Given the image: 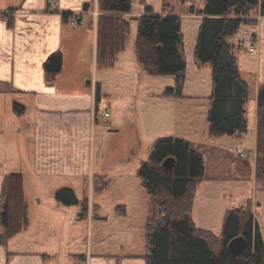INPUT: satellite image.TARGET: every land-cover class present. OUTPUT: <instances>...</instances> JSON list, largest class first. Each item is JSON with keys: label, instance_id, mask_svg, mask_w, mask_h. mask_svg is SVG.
<instances>
[{"label": "crops", "instance_id": "obj_1", "mask_svg": "<svg viewBox=\"0 0 264 264\" xmlns=\"http://www.w3.org/2000/svg\"><path fill=\"white\" fill-rule=\"evenodd\" d=\"M56 1L57 4L50 7L48 0H0V101L6 100V105L1 106L0 104V138L2 143L5 141L8 144L10 156L12 155L11 139L18 143L20 150L17 153V159L23 168L17 171H21L24 175V190L26 189L25 196L29 210L28 227L14 236L7 245L0 242V264H54L58 258V252L50 253L38 247L34 248L32 244L28 243L30 242L28 232L33 223L31 211L36 207L33 205H42L43 203L42 197H36L35 201L29 197L33 192L32 187L39 188L36 193H42L43 187L53 186L57 181L63 179L64 181L60 182L62 186L55 189V196L59 189L66 187L73 189L78 195L75 187L94 188L93 178L95 176H107L112 181V174L123 171L122 167H116L117 163L113 162L115 159L112 161L104 159L105 140L102 137L106 125L101 123V111L108 109L103 97L108 96L111 100L112 95L104 92V83L97 76L92 77L90 85L87 84L86 78L78 77L75 83L71 78V82L74 84L72 87H68L66 83L69 79L64 78L63 75L66 61L69 59L108 61L106 57L98 55V0ZM162 1L133 0L132 11L127 16L140 17L146 12L148 6L153 7L157 13H162ZM173 1L179 2V0ZM86 2L90 3L88 10L84 9ZM190 5L184 3L180 4L178 8L183 18V33L188 53L185 97L180 99L183 101L194 99L197 103L203 102L202 105L205 108L208 107L209 112L212 67L210 63L199 64L194 57L203 16L190 12ZM203 5L202 0L197 1L199 8ZM96 12L97 14H95ZM64 13L71 14L68 20L64 19ZM76 18L83 19L84 23H78ZM251 18L256 19V22L243 25L239 32L231 36L229 40L238 45L246 34L253 33L258 42V52L251 53L244 47L237 49L242 75L250 86L254 85L246 105V116L248 109L253 108L255 135H253L252 141L247 139L251 130L250 120L247 118L249 129L246 133L218 135L217 139L213 141L204 138V143L201 142V147L199 146L205 160L206 153L204 151L212 142L210 144L214 145L213 148H217L215 149L217 156L221 157L223 161L228 157L229 161L234 163L226 168L222 167L224 170L211 174L210 177L207 176L206 169L205 178L199 183L194 203L193 216L197 226L209 229L220 236L223 233L227 210L241 202L255 200L254 197H256L254 212L264 236V198H262L264 181L259 180L256 176L259 128L264 120V109L260 112L258 105V94L264 78V16L256 13ZM137 27L138 21L133 19L131 22L132 31L133 29L137 30ZM128 48L129 43L126 49L118 54L116 61H136L138 66L134 44L131 46L132 57L129 58L125 55ZM58 51L63 53L62 71L55 76L48 77L45 62ZM144 74L149 77L146 73ZM98 85H101L99 99L96 97ZM164 92L162 94L161 91L156 98H165L162 99L165 100L163 103L168 102L166 101L169 100L168 98L174 99V97L165 96ZM146 93L152 94L150 91ZM16 101H22L20 103L26 106L24 113L19 114L15 111L14 102ZM153 103L157 104L155 101ZM173 105H171L172 109L168 103L163 104V107L154 106L155 117L160 116L161 112L175 110L176 104ZM160 110L162 111L160 112ZM179 117L187 120L186 131L197 132L200 123L197 111L189 114L188 110L183 109L182 115L180 114ZM106 128L108 131L114 132L121 130L117 125L110 124ZM205 132L206 128L203 131V137ZM140 137L138 134L136 143L140 141ZM116 146L122 147L124 151H131L130 155L134 154V148H136L132 141ZM98 153L102 154L99 162ZM24 169H26V173ZM4 172L0 171V195L7 174ZM126 184L129 185L131 182ZM55 198L58 207L66 205L57 197ZM93 205H95L94 202L90 207ZM99 207L102 210V206L99 205ZM79 213H82V207L77 212V220L88 218L91 221V218H94L93 214L91 215L92 210L88 212L90 216L86 217H79ZM25 230L26 250L11 249V242ZM37 233H30L35 237L32 243L37 241L44 243L43 238L40 237L43 232L37 230ZM79 239L78 232H74L71 241L77 244ZM69 241L70 239L61 240L60 246ZM88 249L87 254L84 252L73 253L72 263L79 264L77 259H83V264H111L105 257L107 255L98 251L94 252L92 246L90 250V245ZM125 255L121 264H141L140 255ZM127 255L133 256L128 257Z\"/></svg>", "mask_w": 264, "mask_h": 264}, {"label": "trees", "instance_id": "obj_2", "mask_svg": "<svg viewBox=\"0 0 264 264\" xmlns=\"http://www.w3.org/2000/svg\"><path fill=\"white\" fill-rule=\"evenodd\" d=\"M192 0H180L187 3ZM197 9L203 16L199 29L195 60L212 67V93L208 112L209 132L212 135H241L248 131L246 105L250 85L240 67L238 45L229 38L245 24H254L253 14L264 16V0H203ZM97 16L98 55L106 57L109 65L127 47L131 22L138 21L135 51L138 62L149 76H174V85L164 95L184 98L187 59L183 18L172 0H164L162 13L148 6L140 17H129L133 0H98ZM194 12V8L190 9ZM70 13H64L65 20ZM63 53H53L45 62L48 77L60 73ZM101 85L97 86V99ZM260 112L264 109V87L258 94ZM14 109L22 114L26 106L14 102ZM264 128V120L259 128ZM260 143V142H259ZM261 145V144H260ZM260 147V146H259ZM260 147L256 176L264 180V155ZM176 158L172 169H165L163 161ZM205 157L195 144L185 138L164 136L156 139L150 148L149 159L141 163L138 176L149 194V211L145 238L147 264H264V236L250 200L230 207L225 215L223 233L198 227L192 209L198 184L205 178ZM101 175L93 178L94 185L103 191L109 182L99 185ZM56 197L64 204H80L81 216L89 211L88 200L82 201L71 188L57 191ZM29 225V210L21 171L8 172L0 195V242L9 241ZM247 239L244 250L234 253L229 242L237 236Z\"/></svg>", "mask_w": 264, "mask_h": 264}, {"label": "rangeland", "instance_id": "obj_3", "mask_svg": "<svg viewBox=\"0 0 264 264\" xmlns=\"http://www.w3.org/2000/svg\"><path fill=\"white\" fill-rule=\"evenodd\" d=\"M197 1L198 0H192L187 2L191 4L189 6V11L191 8H194L193 13H198L197 9H199V7L197 6ZM202 2L204 3L203 0ZM174 3L175 5L177 4L176 7L180 14V9L178 8L179 5L184 4V2H180L179 0V2ZM136 36L137 30H131L130 39L128 41L129 48L125 53L128 58L132 57L131 46L134 44L135 48ZM186 50L187 47L185 43L184 52L186 59L188 60V53ZM256 52H258V47ZM115 63L109 65L107 61H75L74 59L66 61L63 75L64 78L69 79L68 83H66L68 87H72L78 77L86 78L87 81L88 79L97 76V78L104 83V92L112 95L111 100L108 96L103 97V101L107 104L108 109L101 111V123H104L106 127H108L109 124L114 126L117 125L121 130L120 132L108 131V128L104 127V134L102 137L105 140L104 159H107L108 161L115 159L113 162L115 161L117 163L116 167H122L123 171L112 174V181L107 176H102L101 178L103 179H99V185L104 186L106 182H109V185L107 186L108 188L103 191L100 189V186L96 187L94 185V188L89 187V189H85L76 185L77 187H75V189L78 194L77 196L82 201L88 200L89 202V210H92L91 215L93 214L94 216V218H91V221L88 218L77 220V212L82 207L80 204H66L60 207L56 205L57 200L55 198V189L62 186L60 182H63V179L57 181L53 186L49 185L48 187H43L41 191L42 193H36L39 188L32 187L33 192L29 197H31L33 201H35L34 199L36 197H42L43 203L42 205H33V207H36L31 211L33 223L29 228L30 231L28 232V238H30V242L28 243L30 245L32 244L34 248L38 247L50 253L58 252V258L55 260L54 264H73L72 254L76 252H84L87 254L89 245L90 250L92 246L94 252L98 251L107 255L105 257L111 264H121L123 258L126 257L125 254L140 255L141 264H147L145 259V228L149 211V194L143 186L141 178L137 174L140 164L149 159L150 148L154 141L160 137L177 136L185 138L192 141L199 151H201L200 144L201 142L204 143V138L213 141L218 137V135H212L209 132V123L207 119L208 107L205 108L204 105H202L204 104L203 102L197 103L194 99L183 101L180 98H174L173 100L168 98L169 100H166L168 102L163 103L165 100L162 99L165 98H156L157 94H160L161 91L163 94L168 86L174 85V76L148 77L142 73V68L139 64L137 66L136 61H116ZM71 78L74 79V83L71 82ZM262 81L260 88L264 87V78ZM253 87L254 85L252 84L250 86V92L251 89H254ZM147 91L152 92V94H150L151 96L146 93ZM154 101L157 102L158 105L156 103L154 104ZM166 103H168L170 109H172L171 105L174 104L173 106H175L176 104L175 110H169L166 112H161L162 110H160L161 115H158L156 118L153 110L155 109L154 106L160 107ZM0 104L1 106L6 105V100H1ZM183 109L188 110L189 114H192L195 111L199 114L200 123L197 132L190 133L186 131L185 126L187 125V120L179 117L180 114L182 115ZM103 111H108L109 115L105 116ZM247 118L250 120L251 128L247 135V139L252 141V137L255 135L253 108L248 109ZM205 128L206 132L203 137V131ZM262 129L263 130L260 131L261 133H259V146L262 149L261 154L264 155V128ZM138 134L141 137L140 141L136 143ZM11 140L10 148L12 149V155L10 156L8 144L5 141L2 143L0 138V171H5L7 173L23 168L21 162L18 161L19 159H17V153H19L20 150L18 143L13 139ZM128 141H132L134 147H136L134 148L133 155H130L131 151H124L122 147L116 146ZM210 143L206 150L205 148L203 149L206 153L205 166L208 177H210L211 174H216L224 170L222 167L226 168L230 165H234V163L229 161L228 157L226 158L227 160L223 161L221 157L217 156V150H215L217 148H213L214 145H211ZM101 155L102 154L100 153L97 155L98 162L101 160ZM24 172L26 173V169H24ZM129 174H131L130 177ZM129 181L131 184L127 185L126 183ZM198 186L196 195L198 192ZM254 198L256 200V197ZM262 198H264V195ZM255 200L250 199L253 210ZM93 202L95 205L90 207ZM243 203L241 202L240 204ZM96 204L101 205L102 210H100L99 205ZM193 210L194 205L192 209V217L194 220ZM78 216L82 217L80 213ZM86 216L90 215L87 213ZM37 230L43 232L40 237L43 238L44 243H39V241L32 243V241L35 240V237L31 236L30 233L38 234ZM74 232H78L80 237L77 244L71 241ZM63 239L65 241L70 239V241L60 246L61 240ZM99 241L101 242L99 243ZM26 244L25 230L23 234L17 236V238L11 242L10 248L26 250ZM133 255L127 256L132 257ZM77 260L79 261V264L84 263L83 259Z\"/></svg>", "mask_w": 264, "mask_h": 264}, {"label": "water", "instance_id": "obj_4", "mask_svg": "<svg viewBox=\"0 0 264 264\" xmlns=\"http://www.w3.org/2000/svg\"><path fill=\"white\" fill-rule=\"evenodd\" d=\"M89 7H90V3L86 2L84 4V9L88 10ZM87 84L88 85L91 84V79L87 80ZM162 165L165 169H172L176 165V158L174 156H169L163 161ZM246 245H247V239L245 238V236L240 235L232 239L229 242L228 247L231 252L237 253L244 250Z\"/></svg>", "mask_w": 264, "mask_h": 264}, {"label": "built area", "instance_id": "obj_5", "mask_svg": "<svg viewBox=\"0 0 264 264\" xmlns=\"http://www.w3.org/2000/svg\"><path fill=\"white\" fill-rule=\"evenodd\" d=\"M48 3L50 7H54L57 4L56 0H48ZM97 14V12L95 13ZM78 23L82 24L84 23L83 19L76 18ZM243 45L246 49H248L250 52L255 53L257 51V39L253 33L246 34L242 39ZM103 114L105 116L109 115L108 111H103Z\"/></svg>", "mask_w": 264, "mask_h": 264}]
</instances>
